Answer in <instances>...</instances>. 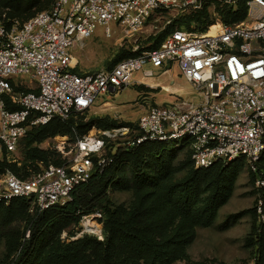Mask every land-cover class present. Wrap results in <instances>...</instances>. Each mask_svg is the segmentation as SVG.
I'll list each match as a JSON object with an SVG mask.
<instances>
[{
	"label": "built area",
	"instance_id": "2783aa9c",
	"mask_svg": "<svg viewBox=\"0 0 264 264\" xmlns=\"http://www.w3.org/2000/svg\"><path fill=\"white\" fill-rule=\"evenodd\" d=\"M209 1L231 7L239 3L55 0L51 8L25 21L0 13V160H16L20 140L33 126L90 109L100 95L134 82L136 71H142L136 82L149 84L147 79L167 74L177 63L201 98L199 103L178 98L151 105L136 121L138 134L131 126L88 132L73 143L69 159L50 163L29 177L5 169L0 173V203L22 196L33 213L65 204L95 168L104 170L113 162L107 144L116 139L125 148L147 141L188 144L196 168L245 158L256 172L264 151V0H246V17L239 22L225 23L216 16L205 31L176 28L158 48L124 58L113 67L73 70L77 59L71 49L98 26L105 27L107 36L113 33L111 23L137 33L156 12L179 15ZM147 64L152 67L145 68ZM14 105L21 108H11ZM256 185H264V179H257ZM258 213L263 220L261 201ZM95 215L91 217L102 216Z\"/></svg>",
	"mask_w": 264,
	"mask_h": 264
},
{
	"label": "trees",
	"instance_id": "16d2710c",
	"mask_svg": "<svg viewBox=\"0 0 264 264\" xmlns=\"http://www.w3.org/2000/svg\"><path fill=\"white\" fill-rule=\"evenodd\" d=\"M54 1L2 0L1 9H8L9 16L25 21L51 8ZM246 13V0H239L236 7L209 1L197 11L174 17L138 50L119 51L109 62V68L124 58L158 48L167 34L176 28L205 31L216 16L225 23H235L243 20ZM11 108L21 107L14 105ZM80 113L73 112L66 119L56 116L47 124L30 128L19 143V146L23 145V164L18 166L4 157L0 160L2 171L9 169L26 178L31 164H62L54 149L39 147L45 139L59 134L68 135L69 140L75 142L93 126L112 129L126 125L138 134L136 123H118L109 116L87 118ZM118 141L109 140L107 144V154L114 158L113 162L104 170L95 168L86 181L74 187L71 199L65 204H55L33 213L28 199L22 196L14 197L9 203H0V242L6 237L7 249L6 261L0 264H173L188 258L187 249L195 240L198 227L214 223L220 207L230 196L232 181L245 158L196 168L189 145L183 144L189 147L187 171L183 176L175 177L172 174L174 168L166 157L167 142L147 141L125 148L118 146ZM249 169L254 184L257 179H264V151L257 163V171H252L250 166ZM256 187L255 205L234 217L245 212L255 216L246 243L255 249L253 264H264V219L258 213L261 201L264 214V185ZM116 188L133 190L134 200L129 206L112 200L110 190ZM94 212L102 215L103 238L85 233L70 241L61 240L63 231ZM18 220H25L23 229L14 227ZM93 224L97 229L96 221ZM74 232L70 229L69 235Z\"/></svg>",
	"mask_w": 264,
	"mask_h": 264
},
{
	"label": "rangeland",
	"instance_id": "374dc122",
	"mask_svg": "<svg viewBox=\"0 0 264 264\" xmlns=\"http://www.w3.org/2000/svg\"><path fill=\"white\" fill-rule=\"evenodd\" d=\"M1 1L0 9L3 7ZM7 10L1 9L0 11L3 13ZM176 16L173 12H156L149 19L146 27L137 33H128L117 27L116 23H111L110 28L113 33L111 36H107L105 27L98 26L82 44L78 43L71 49L77 59L75 69L78 72H92L109 67V62L115 58L119 51L122 49L138 50L139 46L144 45L150 36L162 31L166 24ZM149 67L152 66L150 64L145 66V68ZM169 69L167 74L158 75L155 80L147 79L149 84L137 83L142 71H136L133 74L134 82L121 90L109 91L100 95L95 105L80 114H85L87 118L109 116L118 123L130 122L134 124L145 110L156 103L173 102L178 98L199 103L201 98L198 92L181 75L178 64L172 63ZM169 88L177 89V91L172 93L167 90ZM99 129V127L93 126L89 132L94 133ZM73 143L69 140L68 135L59 134L45 139L39 143V147L54 149L58 153L57 159L64 162L73 155ZM168 144L166 157L174 168L172 174L175 177H181L187 171L189 147L187 145L176 146L172 142ZM22 146L21 144L15 153L16 160L11 161L18 166L23 164ZM45 166L44 162L31 164L27 177ZM2 172L0 168V173ZM128 173L126 167L125 174L128 176ZM256 186L251 181L249 163L244 159L236 178L232 181L230 196L220 207L214 223L207 227H198L197 236L187 249L188 258L177 260L173 264H253L255 249L247 245L246 238L251 231L255 216L252 212H245L239 217H234V215L255 205ZM110 195L115 203L125 206H129L134 200L133 190L130 188L110 190ZM95 214L96 212L87 216L91 217ZM85 221L84 216L77 225H72L70 229L75 231L72 235H69L70 229L63 231L60 234L61 240L70 241L85 233L96 235L99 238L104 237L102 216L92 218V222L96 221L97 223V229H88L84 225ZM24 225L25 220H18L14 223V227L21 229ZM94 231L100 232L93 233ZM6 253V237H4L0 242V263L6 261Z\"/></svg>",
	"mask_w": 264,
	"mask_h": 264
},
{
	"label": "bare ground",
	"instance_id": "6f19581e",
	"mask_svg": "<svg viewBox=\"0 0 264 264\" xmlns=\"http://www.w3.org/2000/svg\"><path fill=\"white\" fill-rule=\"evenodd\" d=\"M214 31H215V27H212V29L210 30V32L212 33V32H214ZM163 89H164V88H163ZM167 90H169V91L172 92V93H175V92L177 91V89H170V88L167 89ZM84 225H85L88 229H95L91 217H88V218L86 219Z\"/></svg>",
	"mask_w": 264,
	"mask_h": 264
}]
</instances>
